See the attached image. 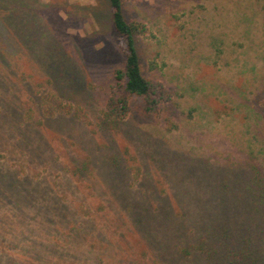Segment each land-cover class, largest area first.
<instances>
[{
    "label": "rangeland",
    "instance_id": "obj_1",
    "mask_svg": "<svg viewBox=\"0 0 264 264\" xmlns=\"http://www.w3.org/2000/svg\"><path fill=\"white\" fill-rule=\"evenodd\" d=\"M23 2L30 38L0 60V264L264 255V0H123L168 98L157 113L130 98L116 131L101 127L123 87L106 0Z\"/></svg>",
    "mask_w": 264,
    "mask_h": 264
},
{
    "label": "trees",
    "instance_id": "obj_2",
    "mask_svg": "<svg viewBox=\"0 0 264 264\" xmlns=\"http://www.w3.org/2000/svg\"><path fill=\"white\" fill-rule=\"evenodd\" d=\"M17 1L20 3L21 9H30V6L26 5L23 0H0V60L2 62L14 57V53H16V51L8 52L7 45L23 41L27 35V27L24 26L26 23L19 18V14L24 12L18 9ZM106 2L110 10L112 29L116 38L122 41L123 45V67L114 72L115 79L122 81L123 87L113 92L103 112L101 127L109 131H116L118 121L124 118L128 111L130 98L135 97L142 100L144 113H157L161 101L167 100L168 95L160 84L147 79L141 71L136 38L145 33L146 26L136 21L126 20L123 12V0H106ZM43 15L44 13H39L38 17L36 16L37 21L43 20ZM28 38L30 37H26V39ZM251 191L254 195L258 192L255 188H252ZM252 198L256 201L257 213L262 212L264 202L263 204L259 203V199L264 201L262 193L259 192ZM257 218L258 216L252 217V220H248L246 226L241 227L240 230L246 232L247 236L250 235L255 229ZM225 232L228 233V229ZM259 235L258 233L257 238ZM231 257L234 259L232 264H264V255L259 252L239 251ZM215 261L220 262L218 258H215Z\"/></svg>",
    "mask_w": 264,
    "mask_h": 264
}]
</instances>
